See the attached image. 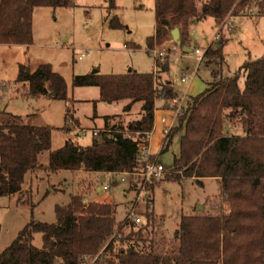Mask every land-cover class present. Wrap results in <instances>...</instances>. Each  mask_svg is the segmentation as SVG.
Returning a JSON list of instances; mask_svg holds the SVG:
<instances>
[{
	"label": "trees",
	"instance_id": "16d2710c",
	"mask_svg": "<svg viewBox=\"0 0 264 264\" xmlns=\"http://www.w3.org/2000/svg\"><path fill=\"white\" fill-rule=\"evenodd\" d=\"M105 5L107 12L116 8L115 0H105ZM75 6L74 0H0V45L32 44L36 8ZM153 11L154 34L147 39L150 55L170 40L174 29L179 31L180 47L188 48L189 25L212 18L219 40L205 50L201 62L205 67L217 62L219 68L211 73L213 80L205 91L176 116L177 125L163 139L159 155L176 135L180 136L179 153L160 182L146 184L147 201L153 204L154 190L161 182L191 179L202 185V180L215 179L226 211L217 216H181L166 244L150 238L155 235L151 212L141 226L127 218L117 223L114 205L84 204L75 195L67 204L55 206L53 223L30 220L0 252V264H264V54L245 60L237 73L222 76L228 39L220 35L228 19L263 18L264 0H154ZM109 27L122 28L116 17ZM167 53L169 57L171 52ZM167 60L154 57L158 73L129 70L120 75L97 72L73 78V87L97 88V102H126L123 114L141 104L139 118L125 128H109V121L120 115L104 117L102 134L89 146L68 138L61 148L51 150V128L23 124L19 117L5 112L0 119V197L21 196L26 176L38 171L138 172L144 165L139 146L148 145L145 138L153 130L156 101L178 98L172 84L159 77L168 72ZM240 77L244 79L242 89ZM16 83L26 85L32 98L68 100L65 81L47 64L32 73L23 67ZM68 114L67 109L65 121ZM226 123L238 126L241 135H227ZM61 130L68 133L65 126ZM43 155L48 158L46 165L40 162ZM35 234L41 236L39 247L33 244Z\"/></svg>",
	"mask_w": 264,
	"mask_h": 264
},
{
	"label": "rangeland",
	"instance_id": "374dc122",
	"mask_svg": "<svg viewBox=\"0 0 264 264\" xmlns=\"http://www.w3.org/2000/svg\"><path fill=\"white\" fill-rule=\"evenodd\" d=\"M199 1L203 3L205 0ZM74 3V8H36L33 12L31 45H0V119L5 117L6 112L19 117L23 124L51 128V150L61 148L68 138L80 146H89L94 138L91 132H97L100 136L104 130L103 121L93 123L91 120L95 110L99 116L120 114V119L109 121V128L115 125L125 128L139 118L137 108L129 114L122 113L126 102L110 106L98 100L76 102L79 107L74 108V101L98 98L95 87H73L72 80L76 76L93 74L94 71L100 75H120L129 70L143 74L158 73L154 57H167L168 72L164 73L163 80L166 78L170 81L181 97L168 101L165 107L169 103H176L182 107L180 112H184L191 99L204 92L212 82L211 73L218 70V63L205 67L194 53L195 49L204 52L211 43L212 47L217 44L215 37L218 28L212 18L192 26L191 53L185 54L180 48L174 50L170 38L154 49L153 56L147 52V39L154 34V0H115L116 8L110 12L106 10L105 0H74ZM114 17L121 29L109 27ZM220 35L228 39L223 48L225 62L221 65L222 76L237 73L245 60H255L264 54V17L231 18ZM168 51L171 52L169 57ZM42 64L50 65L52 71L63 78L67 101L50 96L32 98L26 85L16 83L20 69L25 67L32 73ZM182 73L186 74L184 82L181 81ZM238 85L243 88L242 77ZM93 102H96L97 108H93ZM67 109L69 114L65 121ZM63 126L68 133L61 130ZM80 129L86 132L77 136ZM225 133L241 135L242 132L238 126L226 123ZM179 137L174 136L161 155L160 148L154 143L150 148L153 161H158L165 168V174L171 169L174 156L179 153ZM46 156L41 157V163ZM30 178L31 185L24 186L21 196L0 197V252L11 244L30 220L53 223L55 206L67 204L70 197L75 195L82 200L114 205L117 223L124 221L132 209L140 216L151 212L155 219L151 229L155 235L150 238L153 237L156 242L163 240L166 244L172 240L181 216H217L226 211V206L221 204L218 197L219 183L215 179L202 180V185L191 179L179 183L161 182L154 190L153 204L150 206L145 202H135L140 194L128 186L127 177H124L126 182H121V174L105 175L102 183L98 182L97 177L83 171L68 173L64 177L38 171ZM28 181L27 175L25 184ZM141 181L142 178H138V182ZM103 185H107L109 190H95V187L101 188ZM29 190L31 194L27 195ZM198 206H204V211L199 212ZM143 221L146 222L145 218ZM33 244L37 247L41 245L39 234L34 235Z\"/></svg>",
	"mask_w": 264,
	"mask_h": 264
},
{
	"label": "built area",
	"instance_id": "2783aa9c",
	"mask_svg": "<svg viewBox=\"0 0 264 264\" xmlns=\"http://www.w3.org/2000/svg\"><path fill=\"white\" fill-rule=\"evenodd\" d=\"M215 39L219 40V36L216 35ZM176 48H178V47H176L175 44H174L173 49L176 50ZM195 54L197 56H199L198 59L200 61L201 60V52L196 49L195 50ZM79 59H81V58H79ZM181 81L184 82L185 78L182 77ZM181 109H182V107L180 105L176 104V103H174V104L173 103H169V105H168V110L172 113V115L174 117H176L180 113ZM170 130H171V127L170 128L169 127L165 128L163 130L164 138L169 135ZM85 132L86 131L84 129H80V130L77 131V133H78L77 136L84 135ZM91 133H92V136L94 138L98 137V133L97 132H91ZM149 137H150V134H147L146 138H145V141L147 143L149 141ZM139 154H140L141 161L144 163V165L141 167V169L138 172H135V173H132V174H126V173L121 174L123 176V178H121V182H126L124 177H127L128 178V180H127L128 186L131 189H133V192H136V193L140 194L139 198L135 199V202L136 203L145 202L146 204L152 206L151 202L148 203V201H147L148 191L146 190V184L162 180L163 176L165 174V168L158 161H153V160L151 161L150 160L151 156L148 154L146 145L141 144L139 146ZM138 178H142V181L138 182ZM101 190L104 191V192L108 191L109 187L107 185H103L101 187ZM152 209H153V207H152ZM148 211H149V208H148ZM126 218H127V220L132 222L135 226H141L142 224H144V221H143L144 216L136 215L133 212V209H132V212H130L126 216Z\"/></svg>",
	"mask_w": 264,
	"mask_h": 264
},
{
	"label": "crops",
	"instance_id": "0c3cea01",
	"mask_svg": "<svg viewBox=\"0 0 264 264\" xmlns=\"http://www.w3.org/2000/svg\"><path fill=\"white\" fill-rule=\"evenodd\" d=\"M228 21H229V19H228ZM227 21V22H228ZM199 22L200 21H194L192 24H190L189 25V28H188V31H189V41H190V44H189V47H188V49L190 50L189 52H185V54H188V53H191V50H192V38H191V35H190V31H191V28H192V26H194V25H197V24H199ZM216 45V44H215ZM214 44H213V46H215ZM212 46V43L207 47V48H209V47H211ZM207 48H205V50L207 49ZM196 50V49H195ZM205 50H204V52H205ZM200 51V50H199ZM201 52V59H202V57H203V54H204V52H202V51H200ZM194 53H195V51H194ZM224 55V54H223ZM198 57L199 56H197V60L199 61V59H198ZM204 62V61H203ZM203 62H201V60L199 61V63L200 64H203ZM167 65H168V60H167ZM204 65V64H203ZM155 69H157V68H155ZM158 70V72H160V70L159 69H157ZM185 73H182V77H184L185 78ZM165 75H164V73H159V77H160V79H161V81L162 82H164V81H168L166 78L163 80V77H164ZM181 77V78H182ZM243 79V78H242ZM240 81V80H239ZM168 82H170V81H168ZM243 82H244V79H243ZM171 83V82H170ZM172 84V83H171ZM172 87H173V84H172ZM173 89H174V91L177 93V96L179 97H181V95H179V93L177 92V90L173 87ZM241 89V88H240ZM182 98H184V96L182 97ZM99 99V91H98V98L97 99H95V100H79V101H74V108H75V106H77V107H79L78 106V102H84V103H88V102H91V101H97ZM77 102V103H76ZM159 102H160V104H159ZM99 103H101V102H99ZM105 104V103H104ZM166 104L167 103H165L164 101H162V100H158V101H156V103H155V107H156V111H155V113H154V126H153V130H152V132L150 133V137H149V141H148V145H147V151H148V154L150 155V156H152V154L153 153H150L149 151H150V148H151V146H152V144L154 143L156 146H158L159 148H160V150H161V148H162V143H163V137H162V134H163V130L165 129V127L166 126H169V128L171 127H174V125H175V123H176V117H174L173 115H172V113L168 110V107H165L166 106ZM107 105H112V104H107ZM140 107H141V104L140 103H137V104H135L133 107H132V109L131 110H133L134 108H137V110H138V117L140 116ZM93 108H94V106H93ZM95 108H97V104L95 105ZM74 111V113H75V110H73ZM168 113H169V115H168ZM102 114V113H101ZM104 114V113H103ZM105 114H107V113H105ZM117 115H120V114H115V115H110L109 113H108V115H97V112H96V110L94 111V114H93V116L91 117V120L93 121V123H95L96 121H103L104 122V117H111V116H117ZM75 116V115H74ZM76 119V118H75ZM78 120V119H77ZM78 122H79V120H78ZM80 123V122H79ZM96 127H98V126H96ZM100 127V126H99ZM159 150V151H160ZM47 162H48V158H47V156H46V158H45V160L42 162V165H46L47 164ZM81 172V171H80ZM68 173H73V172H69V171H60V172H58V173H56V174H61V177L63 176H65V175H67ZM85 173H87V172H85ZM87 174H89V175H92V177H97V179H98V182H101V179L102 178H104V176L105 175H109V174H99V173H87ZM31 174H29L28 175V178H29V181H28V183L26 182V184L24 185V186H30L31 185ZM104 182V181H103ZM95 190L97 191V192H101L102 190H101V188H99V186H97V187H95ZM24 191V190H23ZM83 202L84 203H89L90 201H87V200H83ZM203 211H204V206H203ZM40 238H41V236H40Z\"/></svg>",
	"mask_w": 264,
	"mask_h": 264
},
{
	"label": "water",
	"instance_id": "95a60500",
	"mask_svg": "<svg viewBox=\"0 0 264 264\" xmlns=\"http://www.w3.org/2000/svg\"><path fill=\"white\" fill-rule=\"evenodd\" d=\"M170 35H171V40H172V42L175 44L176 47L180 48L181 51H182L183 53H185V52H189V51H190V50H189L188 48H186V47H182V48L180 47L179 31H178V29H174V30L170 33ZM95 73H97V71H94V72H93V74H95ZM103 181H104V178L101 179V183H102ZM197 210H198L199 212H202V211H203V207H202V206H198Z\"/></svg>",
	"mask_w": 264,
	"mask_h": 264
}]
</instances>
